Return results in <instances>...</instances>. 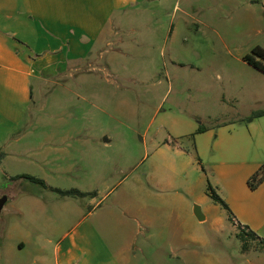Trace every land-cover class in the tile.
<instances>
[{
	"label": "rangeland",
	"instance_id": "obj_1",
	"mask_svg": "<svg viewBox=\"0 0 264 264\" xmlns=\"http://www.w3.org/2000/svg\"><path fill=\"white\" fill-rule=\"evenodd\" d=\"M113 22L87 57L31 78L0 166V264H56L76 227L80 247L105 245L119 264H264L207 192L224 200L218 126L247 131L251 106L264 108V73L243 60L264 45V0H133ZM199 126L212 132L191 135ZM72 188L93 194L56 191Z\"/></svg>",
	"mask_w": 264,
	"mask_h": 264
},
{
	"label": "crops",
	"instance_id": "obj_2",
	"mask_svg": "<svg viewBox=\"0 0 264 264\" xmlns=\"http://www.w3.org/2000/svg\"><path fill=\"white\" fill-rule=\"evenodd\" d=\"M132 1L0 0V166L16 153L8 146L20 140L14 136L27 118L31 78H38L41 69L54 70L56 63L87 57L94 43L107 40L115 30L113 16ZM263 94L264 89L258 91L257 100ZM245 122L247 131L236 129L235 122L227 124L232 128L229 135L224 133L226 124L215 131L213 150L222 159L213 163L212 179L228 204L232 224L258 230L264 226V181L252 190L247 179L264 163V115ZM79 230L76 227L55 245L56 264H119L105 245L80 247L75 241Z\"/></svg>",
	"mask_w": 264,
	"mask_h": 264
},
{
	"label": "trees",
	"instance_id": "obj_3",
	"mask_svg": "<svg viewBox=\"0 0 264 264\" xmlns=\"http://www.w3.org/2000/svg\"><path fill=\"white\" fill-rule=\"evenodd\" d=\"M243 60L249 64L250 66L254 67L255 69L259 70L260 72L264 73V45H256L254 46L250 53H247L243 56ZM264 115V108L257 109L251 112L250 118H256ZM205 128L199 126L194 133H199L204 131ZM3 153H0V158ZM20 177H25L31 181L44 183L41 178L35 177L29 174L20 175ZM264 181V163H262L257 170H255L247 179V184L250 189H255L258 187L260 183ZM56 191L62 195H72V196H85L91 195L93 192H83L76 188L61 190L56 189ZM207 192L210 198L217 204L221 205L229 214V218L231 219V211L228 207V204L213 190V188L208 185ZM240 231H238L237 236L240 238L242 242L243 248L246 247L247 240H257L262 246H264V239L259 237L253 230L249 229L246 225H236Z\"/></svg>",
	"mask_w": 264,
	"mask_h": 264
},
{
	"label": "water",
	"instance_id": "obj_4",
	"mask_svg": "<svg viewBox=\"0 0 264 264\" xmlns=\"http://www.w3.org/2000/svg\"><path fill=\"white\" fill-rule=\"evenodd\" d=\"M5 200H6L5 196L0 197V211L2 209V206H3L4 202H5ZM196 214L198 215L199 219L203 218V216L200 214L198 209L196 210Z\"/></svg>",
	"mask_w": 264,
	"mask_h": 264
}]
</instances>
